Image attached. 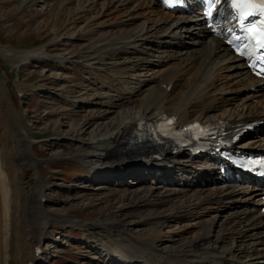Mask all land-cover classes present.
I'll return each instance as SVG.
<instances>
[{
	"label": "bare ground",
	"instance_id": "bare-ground-1",
	"mask_svg": "<svg viewBox=\"0 0 264 264\" xmlns=\"http://www.w3.org/2000/svg\"><path fill=\"white\" fill-rule=\"evenodd\" d=\"M132 1L137 2L136 6L145 4L152 9L138 23L128 20L112 26L107 31L120 40V45L105 42L94 52L122 56L129 62L124 63L126 68L154 63L156 77L152 75L134 86L130 82L129 86L118 83L113 89L118 96L114 105L110 104L113 98L108 94L110 89H106V97L99 96L95 102L97 107L91 110L92 116L82 122V128L96 126V132L90 142L84 143L81 158L94 172L107 177L110 187H99L102 193L126 208L131 209L136 203L138 213L144 210L158 219L151 224L149 219L110 220L103 215L94 222H77L60 212L43 210L45 194L38 183L39 175L28 151L26 134L12 106L5 102V105L0 104V109L3 107L0 112V264H36L45 226L51 222L80 226L87 232L96 229L112 234L116 239L113 242L90 245V250L101 257L102 264H264L261 263L264 259V209L261 193L249 188L248 178L239 181L234 176L228 181L222 180L225 176L214 169L215 162L195 164V159L185 152H174L165 145L160 150H150L135 143L139 125L167 115L175 116L180 124L193 120L219 123L225 132H230L238 123H257L255 131L237 147L262 150L264 83L247 72L244 64L204 27L197 14L175 15L163 10L154 0H104L102 6L107 8L117 2L122 7ZM95 2L97 0L89 3L85 11ZM78 10L81 12L84 8L79 6ZM42 49L2 50L4 54L9 53L6 55L11 60L27 62L31 57H41L37 53ZM223 57L227 58L228 66L217 67ZM224 68L236 69L231 79L221 78L219 72ZM186 73L191 74L190 80L184 78ZM4 87L0 86V92L5 96ZM230 93L229 97L217 99L218 95ZM125 96L132 99L131 105L125 102ZM134 96L137 97L133 100ZM235 102L238 107L231 106ZM107 103L110 105L101 110ZM142 134L149 135V132ZM127 176L136 181L148 177L154 186L133 189L125 180ZM142 182L144 185L145 181ZM204 203H221L220 208L228 204V207L222 212L212 207L214 213L200 221L201 228L191 235L175 231L176 238L172 235L163 238V234L151 241L138 236L143 227L164 226L167 220L177 219L180 211L190 215L191 207ZM126 223L136 233L128 232L130 228ZM19 231L23 236L30 234L27 246H8L5 242L19 235ZM87 261L89 264L90 257Z\"/></svg>",
	"mask_w": 264,
	"mask_h": 264
},
{
	"label": "rangeland",
	"instance_id": "rangeland-1",
	"mask_svg": "<svg viewBox=\"0 0 264 264\" xmlns=\"http://www.w3.org/2000/svg\"><path fill=\"white\" fill-rule=\"evenodd\" d=\"M103 1L97 0L90 10L85 11L86 6L93 4L94 0H0V47H4L0 51L5 49L6 52H19L43 47V51L37 53L41 57H31V60L28 59L20 66L17 60H11L6 55L9 53L4 54L3 50L0 52V86H5L3 91L6 94L4 96L0 92V104L5 105L7 102L12 106L22 132L26 134L28 151L39 175L38 183L45 194L43 210L60 212L77 222H94L107 215L110 220L149 219L152 224L158 217L150 216L144 210L138 213L134 207L136 203L131 209L126 208V205L116 203L106 193H102L99 187H110L107 185L110 184L107 177L94 172L89 163L81 158L84 143L90 142L96 132V126L85 130L82 122L92 116L91 110L97 107L95 102L99 96L106 97V89H110L108 94L113 96L110 104L114 105L118 96L113 89L118 83L129 86L130 82L134 86L157 73L154 63L149 66V63L144 62V66L139 68H126L129 62L124 57L109 56L102 51L94 52L96 47L105 42L120 45V40L110 36L107 31L112 26L123 21L127 23L128 20L138 23L152 9L145 4L136 6L135 1L122 7L113 2L106 8L102 6ZM79 6L84 10L79 12ZM184 41L187 44L189 40ZM222 59L217 67L228 66L227 58ZM235 72V68H224L219 73L221 78L226 76L231 79ZM190 77V73L184 74L186 80H190ZM187 86L185 84L184 89ZM230 95H218L217 99ZM255 100L257 98L252 102ZM127 101L132 104L131 98L126 97ZM110 104H105L101 110ZM231 106H237V102ZM125 180L133 189L142 190L146 186H154L148 177L136 181L127 176ZM220 205L204 203L197 208L191 207L193 213L190 215L180 211L177 219L167 220L164 226H145L138 236L151 241L163 234V238L168 235L176 238L174 234L177 231L191 235L201 228L200 221L202 223L203 219L214 213L212 207L220 212L228 207V204L221 208ZM183 213L185 216L181 218ZM126 225L130 228L129 223ZM82 231L80 226L57 222L46 224L40 243L43 251L39 253L36 264H88L87 257H90L89 264H102L101 257L90 250V245L111 243L116 240L115 237L96 229ZM128 232L136 233L133 228ZM1 233L0 227V236ZM29 235L25 233L23 236L19 231L14 239H8L9 244L7 241L5 243L11 247H25Z\"/></svg>",
	"mask_w": 264,
	"mask_h": 264
},
{
	"label": "snow or ice",
	"instance_id": "snow-or-ice-1",
	"mask_svg": "<svg viewBox=\"0 0 264 264\" xmlns=\"http://www.w3.org/2000/svg\"><path fill=\"white\" fill-rule=\"evenodd\" d=\"M232 7L238 12L237 18L241 20V30L247 34L250 40L247 55L264 62V54L256 55L257 49H264V18L261 19L259 28L255 24L247 28L243 26V21L255 15L256 12L264 17V0H258V2L256 0H233ZM251 41H254V43ZM241 54L245 53L241 52Z\"/></svg>",
	"mask_w": 264,
	"mask_h": 264
},
{
	"label": "water",
	"instance_id": "water-1",
	"mask_svg": "<svg viewBox=\"0 0 264 264\" xmlns=\"http://www.w3.org/2000/svg\"><path fill=\"white\" fill-rule=\"evenodd\" d=\"M23 62H19V64H22Z\"/></svg>",
	"mask_w": 264,
	"mask_h": 264
}]
</instances>
